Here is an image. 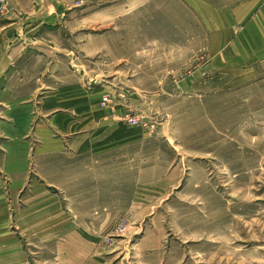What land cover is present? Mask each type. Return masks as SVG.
<instances>
[{
  "label": "rangeland",
  "instance_id": "374dc122",
  "mask_svg": "<svg viewBox=\"0 0 264 264\" xmlns=\"http://www.w3.org/2000/svg\"><path fill=\"white\" fill-rule=\"evenodd\" d=\"M46 1L59 24L38 38L63 73L107 85L98 107L116 123L92 153L63 138L33 165L9 197L0 264H264L263 70L230 73L223 53L215 72L209 48L240 0ZM18 9L0 0V17Z\"/></svg>",
  "mask_w": 264,
  "mask_h": 264
},
{
  "label": "crops",
  "instance_id": "0c3cea01",
  "mask_svg": "<svg viewBox=\"0 0 264 264\" xmlns=\"http://www.w3.org/2000/svg\"><path fill=\"white\" fill-rule=\"evenodd\" d=\"M15 1L21 9L0 17V224L9 222V197L15 198L35 163L61 154L63 138L72 152L92 153L104 139L98 128L116 123L113 112L98 107L107 85L100 81L91 88L97 82L93 75L78 69L63 73L57 48L38 38L42 25L59 24L52 4L42 0L35 8L31 0ZM226 10L230 27L209 42L215 72L222 71L225 53L233 57L226 71L258 75L253 66L260 64L264 74V0H240ZM224 30L234 35L222 40ZM13 247L12 242L5 247L7 263L14 260Z\"/></svg>",
  "mask_w": 264,
  "mask_h": 264
},
{
  "label": "built area",
  "instance_id": "2783aa9c",
  "mask_svg": "<svg viewBox=\"0 0 264 264\" xmlns=\"http://www.w3.org/2000/svg\"><path fill=\"white\" fill-rule=\"evenodd\" d=\"M108 100H109V96L105 95L103 97V101H108ZM131 121L136 123L138 121V119H131ZM126 228H127V222L125 220H122V222L120 223V225L116 229L117 234H119V235L124 234L126 232Z\"/></svg>",
  "mask_w": 264,
  "mask_h": 264
}]
</instances>
